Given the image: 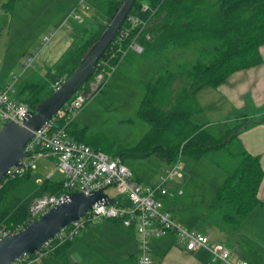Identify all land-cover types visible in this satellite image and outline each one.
Here are the masks:
<instances>
[{"label": "trees", "instance_id": "obj_1", "mask_svg": "<svg viewBox=\"0 0 264 264\" xmlns=\"http://www.w3.org/2000/svg\"><path fill=\"white\" fill-rule=\"evenodd\" d=\"M104 1L106 19L95 32H91L83 43L68 49L46 78L18 84L16 97L27 103L31 110L52 93L51 83L71 74L111 21L120 1ZM144 1L151 6L160 3V0H136L130 13H138ZM13 2L8 0L6 5ZM149 31L151 39L143 41L144 47L153 41L168 46L176 44L189 50L191 58L176 61V69H166L145 85L146 94L138 114L150 127L138 149L142 155H153L170 164L181 154L198 159L232 147L231 156L236 159V165L207 205L209 212L218 215L223 229L232 231L260 205L257 191L263 170L259 159L243 148L238 138V126L216 139L202 124L192 120L200 110L194 95L199 88L217 87L233 72L262 62L259 48L264 45V0H164L151 18ZM110 46L98 59L92 76L102 66L108 69L117 62V58L110 55ZM177 78L180 82L174 88ZM71 124L67 127L69 134ZM89 145L101 149L97 144ZM61 189L62 180L45 178L37 182L31 179L30 171L0 182V229L26 221L34 198ZM111 220L120 224L116 219ZM74 239L65 240L51 254L66 261Z\"/></svg>", "mask_w": 264, "mask_h": 264}, {"label": "rangeland", "instance_id": "obj_2", "mask_svg": "<svg viewBox=\"0 0 264 264\" xmlns=\"http://www.w3.org/2000/svg\"><path fill=\"white\" fill-rule=\"evenodd\" d=\"M70 2L74 3V9L79 0L75 2L72 0H15L13 6H9L10 8L6 6L0 9V85L15 79H17L16 87L20 82L43 80L48 72L55 69L57 64L54 63H59V59L61 61L66 53V47L62 45V41L58 42V38L63 32H69L70 23L76 25L74 34L76 44H81L85 33L89 35L90 32H95L98 24L105 22L104 0H85L89 8L79 10L82 12L81 20L74 19L70 12L61 17L64 9L71 4ZM91 14H96V20L91 17ZM53 30L59 31L51 36ZM45 36H49L48 41L43 40ZM36 52L32 65L23 70V63L27 56ZM190 56L189 50H184V53L179 56L177 49L173 50V54L167 51L139 55L133 53L128 60H124L109 73L103 88L74 118L85 135L83 139H86L87 143L91 145L95 143L106 153L120 157L124 165L133 172V178L141 184L158 179L169 165L164 159L153 155H142L138 149L150 127L149 123L138 114L146 94L145 85L166 69H176L174 64L176 61L182 62L183 59H190ZM178 81L179 78L174 81L176 86ZM52 84L54 82L50 84V87ZM225 113L226 111L216 113L210 110L203 112L199 110L194 114L196 116L193 120L196 123L209 121L207 130L218 139V137L222 138L220 135L223 130L232 127L230 122L225 120L227 115ZM231 149L232 147L213 151L208 156L198 159L187 154L179 156L183 178H176L174 185L180 186L182 194L166 201V205L180 220L185 217L193 223V217L197 218L195 217L197 213L204 212V207L213 198L229 171L236 165V159L231 156ZM54 164L53 158L37 159L30 170L31 179L41 181L47 177V174L53 172L50 180L61 181L63 175L55 169ZM106 193L117 198L114 186L108 187ZM12 225L15 224L11 223L2 228H9ZM85 232H88V229L83 228L78 233L68 250L66 261H62L63 264L82 263L81 260L85 254L82 246ZM99 235L106 236L105 233H99ZM112 237L110 235L111 239ZM93 241L101 242L106 251L107 242L104 238L99 239L98 236H94ZM94 242V246L98 245ZM112 242L118 241L114 238Z\"/></svg>", "mask_w": 264, "mask_h": 264}, {"label": "built area", "instance_id": "obj_3", "mask_svg": "<svg viewBox=\"0 0 264 264\" xmlns=\"http://www.w3.org/2000/svg\"><path fill=\"white\" fill-rule=\"evenodd\" d=\"M162 1L164 0H160V3ZM160 3L151 6L144 1L139 6L138 13H128L114 40L109 44L110 55L112 58L116 57L117 62L109 65L108 69L105 66L98 69L47 122L33 131L32 137L24 146L26 155L18 165L8 168L1 182L30 171L37 159L53 158L55 169L63 175L62 189L36 197L30 204L26 221L0 229V238L22 230L50 208L65 202L71 192L79 191L89 195L102 190L113 202L93 203L83 216L62 228L54 238L44 242L34 253H24L10 264H40L43 257L50 254L59 244L74 239L84 227L103 219H116L122 226L134 228L140 251L137 264H153L150 241L167 233H172L178 241L183 242L187 250L205 249L213 262L247 264L241 259L231 262L228 259V247L211 242L206 234L187 229L167 207L166 201L182 193L181 188L174 185L176 178H183L179 157L166 167L158 179L141 184L133 178V172L124 165L120 157L69 136L68 125L84 105L103 88L109 73L117 68L129 52L140 54L144 51L143 41L148 42L151 39V18ZM88 8L85 0H79L70 15L76 20H81L82 12L79 10ZM143 14L147 16L143 17ZM125 22L126 25L123 26ZM43 40L48 41L49 36H45ZM36 55L37 52L27 56L23 70L32 65ZM102 64L106 65V62L102 61ZM16 80L0 85V126L8 121L23 124L31 110L27 103L16 97ZM63 80H56L52 88L60 86ZM52 175L53 172L47 174L46 178ZM111 186L116 188L117 198L106 193V189Z\"/></svg>", "mask_w": 264, "mask_h": 264}, {"label": "crops", "instance_id": "obj_4", "mask_svg": "<svg viewBox=\"0 0 264 264\" xmlns=\"http://www.w3.org/2000/svg\"><path fill=\"white\" fill-rule=\"evenodd\" d=\"M72 2H75V0H72ZM6 3L2 1L0 9L6 6L10 8V5H6ZM73 5L74 3L68 5L61 17L66 16L69 12L71 14ZM91 17L96 20V14H91ZM68 29V33L63 32L58 38V42L62 41V45L66 47L65 52L76 44L74 38L76 25L70 23ZM58 31L53 30L51 36L57 34ZM88 36V33L84 34L82 43ZM176 49L179 56L184 53V49L178 47L176 44L168 46L162 42L153 41L150 46L144 47V51L140 54L163 51L173 54V50ZM259 51L262 58L260 64L233 72L217 87L209 88L206 86L199 88L194 96L202 112L205 110L216 113L226 111L225 120L230 122L232 127L223 130L220 137H224L228 130L238 126V138L243 148L247 153L259 159L263 170V177L257 191V196L261 202L260 205L256 206L237 228L232 231L223 229L224 227H222L218 215L215 212L207 210V205L210 202L204 207V212L197 213L195 216L197 218L193 217L194 221L191 220L193 223L185 219V217H182L180 220L175 215L179 223L187 229L206 234L211 242L220 243L228 247L230 250L228 259L231 262L241 259L246 261L247 264H264V45L260 46ZM133 53L129 52L119 62L118 66L124 60H128V57ZM58 62H60V59ZM175 84L176 82L173 84L174 88ZM174 95L173 92L172 96L174 97ZM194 116L196 115L192 116V120ZM197 124H202L205 130H207V125L210 122L204 121ZM69 132V135L74 140H82L87 143L86 139H83L85 135L79 129L78 122H75V119L70 126ZM207 132L215 138L213 133L208 130ZM38 181L39 179H37ZM177 187L180 188V186ZM85 228L88 229V232L84 233L82 241L85 254L83 255L81 264H137L140 251L134 228L124 227L121 223L118 225L111 219L100 220L87 225ZM99 233H105L106 236L102 237ZM110 235L113 236V239L116 238L118 242H112L113 239L110 238ZM94 236H98L99 239L104 238V241L107 242L105 244L107 252L105 251V247L101 245V242L93 241ZM93 242L98 245L94 246ZM150 248L153 264H223L218 261H211L209 252L203 248L187 250L184 243L178 241L172 233L152 238ZM62 261L61 258L50 253L43 257L40 264H63Z\"/></svg>", "mask_w": 264, "mask_h": 264}, {"label": "water", "instance_id": "obj_5", "mask_svg": "<svg viewBox=\"0 0 264 264\" xmlns=\"http://www.w3.org/2000/svg\"><path fill=\"white\" fill-rule=\"evenodd\" d=\"M136 0H122L120 6L99 35L88 48L81 60L52 93L45 97L34 110H30L23 124L8 121L0 126V182L11 166L18 165L26 155L24 146L33 131L47 122L62 105L92 76L99 58L114 40L126 16ZM98 201H113L102 190L85 195L76 191L68 194V199L31 221L25 228L0 238V264H10L24 253H34L41 245L54 238L59 231L79 219Z\"/></svg>", "mask_w": 264, "mask_h": 264}]
</instances>
